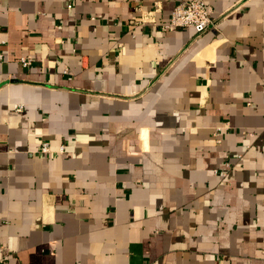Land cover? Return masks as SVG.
Returning <instances> with one entry per match:
<instances>
[{"label": "crops", "instance_id": "0c3cea01", "mask_svg": "<svg viewBox=\"0 0 264 264\" xmlns=\"http://www.w3.org/2000/svg\"><path fill=\"white\" fill-rule=\"evenodd\" d=\"M181 1L0 0V264H264V0Z\"/></svg>", "mask_w": 264, "mask_h": 264}, {"label": "built area", "instance_id": "2783aa9c", "mask_svg": "<svg viewBox=\"0 0 264 264\" xmlns=\"http://www.w3.org/2000/svg\"><path fill=\"white\" fill-rule=\"evenodd\" d=\"M68 4L67 8H70L69 0H66ZM213 10L203 0H186L181 1L174 6L170 19L167 24L162 26L163 30L176 29V28H191L197 34L206 31L208 28L213 26L212 20ZM21 64L24 67L29 65L28 59H21ZM12 111L21 112V105H12ZM221 127L215 130L214 136H216L220 131ZM64 147L60 146L56 153H63ZM38 152L41 156H49L52 154L50 145L48 142H42L39 145ZM223 177L225 173L221 174Z\"/></svg>", "mask_w": 264, "mask_h": 264}]
</instances>
